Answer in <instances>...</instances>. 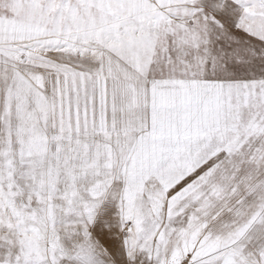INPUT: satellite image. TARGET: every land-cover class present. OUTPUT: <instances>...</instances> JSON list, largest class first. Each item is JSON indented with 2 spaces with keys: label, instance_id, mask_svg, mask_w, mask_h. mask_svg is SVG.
<instances>
[{
  "label": "rangeland",
  "instance_id": "obj_1",
  "mask_svg": "<svg viewBox=\"0 0 264 264\" xmlns=\"http://www.w3.org/2000/svg\"><path fill=\"white\" fill-rule=\"evenodd\" d=\"M102 1L0 0V264H264V0Z\"/></svg>",
  "mask_w": 264,
  "mask_h": 264
},
{
  "label": "bare ground",
  "instance_id": "obj_2",
  "mask_svg": "<svg viewBox=\"0 0 264 264\" xmlns=\"http://www.w3.org/2000/svg\"><path fill=\"white\" fill-rule=\"evenodd\" d=\"M90 1H93V2H95V3H97L98 5H103V1L102 0H90ZM123 11V10H122ZM126 11H128V9H124V11H123V13L124 12H126ZM89 13H91V12H89ZM94 13V12H93ZM112 14V13H111ZM263 16V15H262ZM261 17V16H260ZM26 18V17H25ZM110 19V18H109ZM112 19V18H111ZM262 19H264V17L262 18ZM142 42H143V40H141V39H138V41L136 42V44H131V49H133V50H137V58H136V60L138 61V62H144V61H146L147 60V58H149V55H148V53L146 54V50H144L143 49V45L141 46V44H142ZM144 43V42H143ZM112 48H115V45H111V49ZM139 48V49H138ZM257 84V83H256ZM255 84V85H256ZM246 131V130H245ZM50 152V151H49ZM49 152L47 153V154H45V158H42V156H43V154H41V155H39V163H41L42 162V165H48L47 167H48V176L47 177H49V179L48 180H50L51 181V179H53V177L55 176V175H63L64 174V172H65V169H61V170H59L58 168L60 167V165H59V163H58V161L55 159V156H51V154H49ZM199 152L200 151H198V153L197 152H192L191 154H188V155H182V156H184L185 158H188L190 161H197V156H198V154H199ZM40 154V153H39ZM204 154H206V152L204 151ZM182 156H180L179 158V161L180 160H187V159H183L182 158ZM182 158V159H181ZM5 159H6V157H5ZM188 160V161H189ZM15 161L18 163V161L15 159ZM21 162V161H20ZM36 162H37V160H36ZM35 162V163H36ZM34 163V162H33ZM23 165V164H22ZM13 167V166H12ZM24 167V166H23ZM22 167V168H23ZM50 167V168H49ZM13 168H15V167H13ZM20 169V168H19ZM22 170V169H21ZM24 170V169H23ZM27 170H28V173H30L31 174V176L33 175V173H35V177H34V180H32L31 182H28V183H31V184H28L27 186L29 187V186H32V188H34V189H36V190H38L41 194H44V191H47V190H55L56 188H57V185H56V181H54L53 183L52 182H49L48 183V181L46 180L47 178H40L39 177V175H38V165H30L28 168H27ZM57 170H59V171H57ZM57 171V172H56ZM244 171V170H243ZM6 175H8V174H6ZM57 175V176H58ZM30 176V177H31ZM34 176V175H33ZM32 176V177H33ZM31 177V178H32ZM22 178H19V181H21V183L23 182V180H21ZM146 179H148V176H144L142 179L141 178H139V177H137V178H135V179H129V181H132V182H134L133 184L134 185H139V184H141L142 182L144 183V180H146ZM54 180H55V178H54ZM252 180V182H254V186H255V188H257L258 186H261V183H262V181L264 180V178H262V177H256L255 179H251ZM65 186H67V187H72L73 186V184H75V178H73V177H71V176H69V175H66V177H65ZM135 182H137V183H135ZM167 184V183H171V182H161V183H158L159 185H161V184ZM264 183V182H263ZM263 183H262V185H263ZM134 185H133V187H134ZM168 185V184H167ZM171 185V184H170ZM160 188H162V187H158L157 189H160ZM248 195H250V194H248ZM255 215H256V213H255ZM254 214H251V216H249L248 218L246 217L245 218V220H247L246 222H251V221H253V218H254V216H255ZM262 226V223L261 222H259V225L257 226L256 225V227L254 228L255 230H257V232H260V230L263 228V227H261ZM248 228V224H245L244 223V225H242V226H240V227H238L236 230H238L237 232H234V235H233V237H232V243L236 240V239H238L239 237H241V235H243L244 234V232H243V230H245L246 231V229ZM261 228V229H260ZM235 230V231H236ZM243 232V233H242ZM231 244V243H230ZM238 244V243H237ZM241 244V243H240ZM237 245V246H235V248H237V247H240V246H242V245ZM243 244V243H242ZM3 258V257H2Z\"/></svg>",
  "mask_w": 264,
  "mask_h": 264
}]
</instances>
